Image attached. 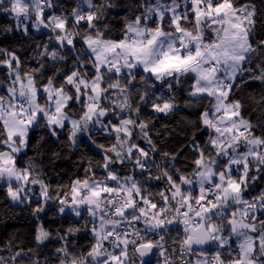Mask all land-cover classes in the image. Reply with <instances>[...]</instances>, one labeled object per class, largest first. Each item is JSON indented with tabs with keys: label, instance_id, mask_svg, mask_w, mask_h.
Wrapping results in <instances>:
<instances>
[{
	"label": "snow or ice",
	"instance_id": "1",
	"mask_svg": "<svg viewBox=\"0 0 264 264\" xmlns=\"http://www.w3.org/2000/svg\"><path fill=\"white\" fill-rule=\"evenodd\" d=\"M172 4L171 8L161 0H155L154 4H138L143 11L134 19L126 17L124 34L113 38L109 24L103 22L107 10L115 7L111 0H103V3L81 0L70 16L47 14V10L54 7L52 0H0V11L13 16L18 28L23 25L25 34L28 26L23 21L34 18L32 27L53 33L49 39L59 48L75 49L79 37L93 57L91 63L95 72L92 77L72 70L63 75L60 84L55 82V76L40 84L36 75L38 69L23 72L19 56L0 48V57H3L0 67H6L12 78L7 97L0 95V187L6 190L7 198L13 203H23L29 199L27 186L38 184L44 202L57 200L60 213L70 209L76 217L82 218L81 210L84 209L92 221H99L92 225L95 242L86 253L76 255L69 247L70 241L61 237L65 243L55 249L59 254L58 264H135L129 254V245L133 246V257L137 253L139 257H146L157 249L164 257V264H177L165 255L164 235L153 241L141 235L139 229L132 233L127 229L120 230L121 225L131 226L134 221H142L147 230L158 234L167 232L169 226L182 225L184 236L179 241V264H191L183 259L189 254L197 256L195 264H264V191L252 199L245 196L257 179L250 173L253 170L264 172V121L254 125L246 119L243 103L233 95L237 76L254 73L252 67H246L253 60L259 71L251 79L264 85V42L254 45L250 40L257 24L256 8L247 4L237 6L236 0H190L189 14L177 12L176 0H172ZM153 16L157 19L149 24ZM82 22L89 31L82 33L77 28ZM208 33L213 35L206 39ZM42 48V59H66L58 48L50 49L47 44ZM124 70H127V79L122 85L115 77L121 76ZM141 70L166 85L170 93L174 91V85L190 81L187 94L192 100L185 106L208 102L202 109L200 123L209 130V135L204 147L197 148L198 156L193 159L195 170L189 175L178 168L175 173L163 170L149 177L166 178L171 196L158 193L166 206L158 207L157 202L144 197L141 184L134 176H121L113 167L128 160L145 170L142 157L147 158L149 152L133 142V132L137 128L152 151H157V145L149 136V122L139 121L140 107L133 106L128 95L129 86L134 87L133 82ZM139 79L147 82L148 77L139 76ZM113 89L123 97L115 107L120 112H135L137 118L120 117L117 123L111 118L108 122L102 119L111 111L102 101L111 99L107 94ZM147 95L145 91L140 100ZM70 102L82 105L83 111L78 118H73L67 111ZM151 106L155 113L164 115L178 107L173 95L156 97ZM68 125L69 147L77 146L78 134L90 133L95 125L114 136V142L106 146L88 136L104 153L101 166L105 175L102 179L91 175L76 179L60 198L50 193L49 186L36 174L33 161L23 162L20 156L29 147L32 128L44 126L51 135L57 136L56 129H65ZM257 127L260 128L259 135L254 131ZM161 155L176 159L169 152H161ZM85 171L92 172L91 164ZM185 185L193 190L185 191ZM137 197H142L140 203ZM43 211L42 206L34 209L35 213ZM79 231L76 227L67 229L69 235ZM129 235L133 238L128 239ZM233 236L239 241L235 256L232 251H220L231 247L229 241ZM49 238L50 232L39 228L35 235L37 247L45 245ZM105 242L111 245L112 251L105 247ZM213 244L216 251L211 257L195 248ZM7 248L10 255H0V264H20L26 255L24 249L14 250L10 244ZM28 253H33V249L29 248ZM225 255L227 259H224ZM32 264H40V261L32 259ZM140 264L146 262L141 260Z\"/></svg>",
	"mask_w": 264,
	"mask_h": 264
},
{
	"label": "trees",
	"instance_id": "2",
	"mask_svg": "<svg viewBox=\"0 0 264 264\" xmlns=\"http://www.w3.org/2000/svg\"><path fill=\"white\" fill-rule=\"evenodd\" d=\"M52 2L54 7L47 14L54 13L70 16L72 9L76 8L81 3V0H52ZM93 2L103 3V0H93ZM111 2L115 7L107 10V15L103 22L109 24L110 35L113 38H119L124 34L125 18L134 19L135 15L143 11L137 5L141 3L154 4L155 0H111ZM170 2L172 0H161L162 4ZM246 4L254 5L257 12V24L250 40L254 45L258 42H264V0H236L237 6ZM85 7L86 5H84ZM85 10L87 9L85 8ZM156 19L153 16L149 24ZM33 23L34 18L31 19V23L28 25V32L25 34L22 30L23 25L18 28L13 16L0 11V48L13 51L19 56L23 72L38 69L36 75L40 84L46 83L47 78L52 76H55V82L60 84L63 75L72 70L86 73L89 77L93 76L95 70L84 52L83 42L79 37L76 38L75 49L59 48L58 45H55L49 39L50 36H54L53 33L48 30L36 33L32 27ZM77 28L82 33L89 31L83 22L77 25ZM8 29H11V31ZM210 37H212V34L208 33L206 39ZM45 44L49 45L50 49L58 48L66 56V59L62 61H53L46 57L42 59V45ZM78 56L81 57L80 60L76 59ZM2 58L0 57V59ZM84 61H88V63L85 64ZM41 65H43L42 68ZM255 65L256 60H253L252 64L246 65V67H252L255 73L259 71ZM254 73L245 72L243 75L237 76L238 84L233 95L243 103L245 118L249 119L254 125H261V122L264 121V108H261V103H264V85L251 79ZM139 76L147 77L145 73L140 71L138 79L133 82L134 87L129 86L130 92L128 95L133 106L140 107L139 121L149 122V136L157 145V151H152L151 145L139 135L140 129H135L133 142L149 152V156L144 158V163L150 167V171H142L134 166L133 161L125 160L119 172L121 176H134L141 184L144 197L157 202L160 199L158 193H163L164 190H172L169 188L166 178L156 180L149 179V177H154L163 170L175 173V169L178 168L185 175H189L195 170L193 159L198 156L197 148L204 147L209 135L208 130L200 123L202 109L208 106V102L205 100L202 105L190 104L185 106L186 103L192 100L187 94L190 81L184 80L181 85H174V91L170 93L167 86L161 84V82L155 81L150 77H148L147 82H143L139 79ZM10 78L8 69L0 67V93L2 95L10 85ZM115 78L119 79L121 84L124 85L127 75L122 74ZM107 79L108 77L106 76L105 80ZM153 84L155 85L154 87L152 86ZM145 91L148 95L142 101L140 97ZM107 95L111 97V100L115 101L114 103H118L123 99L119 95L118 90L115 89L110 90ZM170 95L175 96L178 107L168 115L155 113L151 106L152 101L156 97L167 98ZM108 103L102 101V104L107 105L111 109L109 115L104 118L105 122H108L109 118H111L113 123H117L118 118H128L129 115L134 119L137 118V113H129L127 110L120 112L113 104ZM67 111H69L70 115H73V118H78L83 108L80 103L70 102V108ZM56 131L58 135L53 136L49 129L44 126L32 130L29 134V147L21 154L20 159L23 162L31 159L35 164L36 174L49 186L50 193L63 198L62 193H67L69 190L68 186L76 179H83L86 175L94 176L96 179L103 178L105 173L101 166V161L104 153L102 150L97 149L88 137L78 143L77 146L69 147L68 128L56 129ZM254 131H256L257 135L260 134L259 127L255 128ZM90 135L99 144L110 146V143L114 142V136H106L101 131H96ZM41 137H43L42 140ZM161 152L174 154L176 159L165 158L161 155ZM151 156H154L156 161H153ZM89 164H91L92 172L86 173L85 170L89 167ZM24 167H27V163H24ZM250 175H256L257 179L251 183L250 190L245 193L247 199H252L261 191H264V172L257 173L253 170ZM27 187L32 193L29 200L17 203L14 208L9 203L6 190L0 187V255L5 257L10 255L7 248V245L10 244L14 250L22 248L26 253L20 260V264H32V259H38L40 264H58L57 257L59 254L56 253L55 249L65 243V240L61 239V237H66L70 241L69 247L76 255L90 250L95 242L91 229L93 223L96 222L92 221L86 212L82 213V218L61 214L57 200H49L48 204H45L39 198L38 184L28 185ZM140 198L142 199V197ZM38 206H42L44 211L35 213L34 209ZM257 215H260V213H257ZM39 227L49 231L50 238L45 242V245L37 247L35 235ZM69 227L79 228L80 231L74 235H69L67 232ZM167 233L169 234L162 232L165 237L163 241L165 248L169 249L179 246L182 235L175 231H167ZM173 241H176V243H173ZM212 246L204 253L209 254L213 250ZM29 248L33 249L35 255L28 253ZM228 250L229 248H227ZM232 254L233 256L236 255L233 252ZM130 257L135 260L131 255ZM224 259H227V255L224 256ZM151 264L164 263L159 259H154Z\"/></svg>",
	"mask_w": 264,
	"mask_h": 264
},
{
	"label": "built area",
	"instance_id": "3",
	"mask_svg": "<svg viewBox=\"0 0 264 264\" xmlns=\"http://www.w3.org/2000/svg\"><path fill=\"white\" fill-rule=\"evenodd\" d=\"M209 132V130H208ZM151 159L153 161H156L155 157L154 156H151ZM145 170L147 172L150 171V167L147 165H145ZM192 178L193 180H195V177H190ZM184 187V190L185 191H189V190H193L190 186H183ZM197 192V191H196ZM165 195L167 196H171V191H168V190H164ZM198 193V192H197ZM137 202L140 203L141 202V198L140 197H137ZM173 204H175V201H172ZM157 204H158V207L159 206H166L164 205V202L161 200V198L157 201ZM58 206L60 207V205L58 204ZM143 206V205H142ZM63 215L67 214L71 217L75 216L70 209H66L64 213H61ZM125 229L128 230L129 233H132L133 231L139 229L140 230V234L145 236L146 238L148 239H151L153 241H156L159 239V235H162V232H159V234L157 232H154V231H149L145 228V225L142 221H134L132 223L131 226L129 225H121V231H124ZM168 231H175V232H179L181 235H182V239H183V236H184V232H183V226L182 225H172V226H169V230ZM166 234H169L166 232ZM133 237L131 235H129L128 239H132ZM237 245L238 243L236 244H233L230 249L228 251H232L233 253H237L238 252V248H237ZM105 247L109 250V251H112V248H111V245L108 243V242H105ZM132 245H129V254L131 255L132 253ZM175 250V255H172L173 251ZM227 249H225L224 251L222 252H225ZM116 251L118 252L119 249H116ZM221 251V250H220ZM165 255L169 256L170 259H173L177 262V264H179V261L181 259V256H180V253H179V246H176V247H172V248H169V249H166V253ZM133 257V256H132ZM134 259H135V264H140L141 262V258L139 257V254L137 253L135 256H134ZM155 259H159L161 262L164 263V257L160 256L158 257V253L157 255L155 256ZM183 259L185 260H189L191 261V264L194 263L193 261V254H189V255H186L183 257Z\"/></svg>",
	"mask_w": 264,
	"mask_h": 264
},
{
	"label": "rangeland",
	"instance_id": "4",
	"mask_svg": "<svg viewBox=\"0 0 264 264\" xmlns=\"http://www.w3.org/2000/svg\"><path fill=\"white\" fill-rule=\"evenodd\" d=\"M176 2H177V4L179 5V7L177 8V12H188L189 14H191V7H190V0H188V2L186 3V0H176ZM165 5H167L169 8H171L172 6H173V4H172V2H170V3H166ZM86 8V7H85ZM51 9H48L47 10V12L48 11H50ZM52 13V12H51ZM53 14V13H52ZM168 15H169V17H170V13H168ZM31 23V19L30 20H26V21H23V24H26L27 26L29 25ZM22 30H23V26H22ZM33 30H34V32H36V33H40V32H46V30L47 29H43V28H41L39 31H37L34 27H33ZM212 34V33H211ZM213 35V34H212ZM82 47H83V49H84V52H85V54L87 55V57L89 58V61H90V64H91V66H92V63H91V61H92V59H93V57L91 56V53L88 51V49H87V47H86V45H84L83 43H82ZM94 69V68H93ZM95 70V69H94ZM141 72H142V70H141ZM123 74H125V75H127V70H124V72H123ZM145 75H147V77H150V78H153V77H151L149 74H147V73H145ZM221 76H223V73H221L220 74ZM154 79V78H153ZM11 82H12V78H10V84H11ZM8 89V88H7ZM7 89H5V93L3 94V96H5V97H7V95H8V92H7ZM0 95H2V93H0ZM41 96H43V93H41ZM106 103H111V104H113L114 106H115V101H113V100H104ZM44 101L43 100H41V103H43ZM108 103V104H109ZM116 108V107H115ZM118 109V108H117ZM159 114H162V113H159ZM121 115H123V113H121ZM105 118V117H104ZM104 118H102L103 120H104ZM68 127H70V125H68L67 126V128ZM37 127H35V128H32L30 131H29V134H30V132L32 131V130H34V129H36ZM100 128H101V126L100 125H95V127L93 128V130L90 132V133H81V134H78V137H77V139H78V143H80V142H82L83 140H85L90 134H92V133H94V132H96V131H101L100 130ZM59 130H61V129H59ZM101 132H103V134H105L106 136H109L108 135V131L107 130H104V131H101ZM213 135H214V133H212ZM134 136H135V134H134V132H133V139H134ZM26 150V149H25ZM25 150H24V152H25ZM142 159L144 160V158L142 157ZM124 163H125V161H124ZM121 165L122 164H116V165H113V167L114 168H116V169H120V167H121ZM135 166V165H134ZM233 167H235V166H233ZM138 168V167H137ZM140 169V168H139ZM195 191H197L198 192V186H196V188H195ZM27 194H28V197H30L31 195H32V193H31V190L30 189H28V192H27ZM39 198L41 199V200H43V197H41L40 196V188H39ZM29 200V199H28ZM44 201V200H43ZM49 202V201H48ZM48 202L47 203H45V204H48ZM235 207V206H234ZM82 211V213H85L86 212V210H84V209H82L81 210ZM91 218V217H90ZM94 222H96V223H99V221H94ZM39 228H41V227H39ZM38 228V229H39ZM92 233V232H91ZM93 236V235H92ZM94 238V237H93ZM235 242H238V238L236 237V236H233L232 237V239L229 241V244H230V246L233 244V243H235ZM212 248H213V250H211V252L208 254V253H205V255H207V256H209V257H211L212 255H214L215 254V251H216V247H215V245L213 244V246H212ZM230 249V248H229ZM225 249H221V251H224ZM199 251H201V250H199V249H197V252H199ZM158 257H160V255L158 254ZM196 259H197V256L196 255H194V257H193V261H194V263L193 264H195V261H196Z\"/></svg>",
	"mask_w": 264,
	"mask_h": 264
},
{
	"label": "water",
	"instance_id": "5",
	"mask_svg": "<svg viewBox=\"0 0 264 264\" xmlns=\"http://www.w3.org/2000/svg\"><path fill=\"white\" fill-rule=\"evenodd\" d=\"M104 171V170H103ZM9 200V203L11 204V206L14 208L17 203H13L10 199ZM212 245H206V246H203V248H201L200 246H195L196 250L199 249L201 251H206L209 247H211ZM159 252V250L157 249H153V252L150 253L148 256L146 257H140L143 261L146 262V264H151L154 259H155V256L157 255V253Z\"/></svg>",
	"mask_w": 264,
	"mask_h": 264
},
{
	"label": "crops",
	"instance_id": "6",
	"mask_svg": "<svg viewBox=\"0 0 264 264\" xmlns=\"http://www.w3.org/2000/svg\"><path fill=\"white\" fill-rule=\"evenodd\" d=\"M239 242V241H238ZM238 242H235V243H233V244H236V243H238Z\"/></svg>",
	"mask_w": 264,
	"mask_h": 264
}]
</instances>
